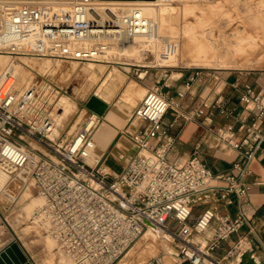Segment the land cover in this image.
Instances as JSON below:
<instances>
[{
	"label": "built area",
	"instance_id": "obj_1",
	"mask_svg": "<svg viewBox=\"0 0 264 264\" xmlns=\"http://www.w3.org/2000/svg\"><path fill=\"white\" fill-rule=\"evenodd\" d=\"M11 1L0 9L1 55L71 60L75 55L67 47L70 42L115 37L123 31L137 35L145 28L136 13L100 21L95 7L101 0H20L18 7ZM157 1L168 5L174 0ZM62 2L71 5L68 15L56 14L51 6ZM106 50L105 45L96 46L93 55ZM93 55L82 52L76 58L85 61ZM10 76L6 71L0 86V170L9 179L34 181L43 201L35 217L74 264H116L148 230H165L177 241L179 264H225L226 258L214 252L244 224L243 213L218 219L214 238L204 244L192 240L217 219L214 210L207 208L190 220L196 204L217 197L231 204V195L239 201L249 196L250 165L264 143L263 94L245 84L241 99L250 112L238 127L228 124L217 130L218 138L242 160L233 165L235 174L224 175L212 173L197 151L179 164L168 158L170 143L152 144L167 136L163 120L170 109L160 88L152 87L132 112L136 121L146 124L130 134L137 153L112 176L100 160L94 166L86 163L92 136L104 117L97 115L93 122L92 114L72 137L52 138L62 88L45 77L20 91ZM207 107L196 108L194 116H204ZM237 132H242L240 141L235 140ZM234 255L229 252L227 257Z\"/></svg>",
	"mask_w": 264,
	"mask_h": 264
},
{
	"label": "rangeland",
	"instance_id": "obj_2",
	"mask_svg": "<svg viewBox=\"0 0 264 264\" xmlns=\"http://www.w3.org/2000/svg\"><path fill=\"white\" fill-rule=\"evenodd\" d=\"M213 1L196 0L182 4L179 0H174L168 5L160 4L157 0L153 1L155 9L166 21L160 29L161 36L170 35L175 40L179 38L176 46L180 48L175 49L176 56L181 57L184 53L189 58L192 54L197 57L195 60L200 62L167 67H148L142 63L145 51L129 50L130 48H121L118 51L109 49L105 58H96L97 61L92 62L98 69L103 70L100 72L97 69L96 74L92 75V73L80 71L85 67L83 63L80 64L79 69L73 71L72 65L77 59L27 58L26 62H29L28 65L36 71L37 76L27 74L30 75L28 78L25 74L16 81V84L20 85L16 89L21 91L30 85L39 84L45 77L50 78L62 88L53 115L55 127L52 138H69L75 135L88 118L95 114L86 106L89 99L96 96L104 101L108 106L103 116L106 119L101 121L97 129L103 126L110 130L112 127L118 135L106 156L100 159L99 164L110 175H117L137 153V146L130 134H134L137 129H143V127L135 119L132 120L131 116L149 90L145 88V85L159 87L166 96L168 87L163 86L165 83L174 82L176 86L181 87L183 83L207 85V82L211 81V87L217 91L221 87H217L219 85L214 81L220 74L264 73V65L255 69L243 62L246 57H254L252 55L255 54L257 56L253 63L262 61L261 64H264V0H216L215 3ZM193 4L194 6L190 8L186 7V5ZM210 6L211 8H206ZM247 42L250 45L246 44ZM77 43L79 44L78 41L71 42L67 47L73 50L75 48L73 45H76L79 47L76 51L81 50L83 45L80 47ZM110 75L122 81L109 89ZM23 80L27 81L23 82ZM129 86H133L136 92L133 93V98L129 102L130 107L124 109L118 105V102L124 99L125 90ZM173 95L170 93V98L174 97ZM66 101L72 103V109H69L67 113L59 112V104L64 106ZM110 131L113 132L112 129ZM118 142L123 144L124 153L121 157L112 158L111 152ZM19 176L23 178L22 174ZM29 179H26V183L18 179L7 180L4 187L7 195L0 191L2 212L0 222L6 236L18 238L37 264H74L73 259L66 255L57 244L53 246L48 241L49 235L45 231V226L35 217V212L41 207L42 200L36 191L34 181ZM33 203L35 208L31 209ZM161 231L169 235L170 239L167 236L155 234L157 241L143 246L138 244L140 238L116 264H179L177 241H174L167 231ZM192 241L201 243L196 236ZM133 248L134 250L129 253ZM167 252L169 253L166 254ZM128 253L129 255L126 256ZM232 258H229L228 264H236Z\"/></svg>",
	"mask_w": 264,
	"mask_h": 264
},
{
	"label": "crops",
	"instance_id": "obj_3",
	"mask_svg": "<svg viewBox=\"0 0 264 264\" xmlns=\"http://www.w3.org/2000/svg\"><path fill=\"white\" fill-rule=\"evenodd\" d=\"M216 78L217 80L214 83L219 85L217 87H221L217 91L211 87V81L207 82V85L204 83H183L179 87L174 82L163 85L168 87L165 97L170 102V109L163 120L168 131L167 136L160 143L153 141L152 144L163 146L170 143L168 158L170 161L179 164L186 163L197 151L201 160L212 173L229 175L236 173L233 165L242 161L241 156L235 149L218 138L216 135L217 130L228 124L239 126L240 120L251 109L242 103L244 85L250 84L257 92L264 95V73H227L220 74ZM152 87L154 86L145 85V88L148 89ZM170 93L174 94V97L170 98ZM203 104L209 106L204 110L205 115L195 117L196 108L203 106ZM131 118L134 120L132 116ZM138 122L140 126L145 127L144 122ZM111 129L114 133L110 131ZM111 129L109 133H112V135L101 155V160L106 156L118 135L115 129V131L112 127ZM262 129L264 130V124H262ZM105 130L108 129L105 128ZM109 133L107 132V134ZM241 136L242 132H237L235 140L240 141ZM250 169L252 173L247 177V182L251 185V189L247 198L239 201L234 195H231L229 199L233 202L227 204L226 200H219L217 197L207 204L199 203L193 207L191 223L207 208L213 209L217 217L204 235L196 236L201 240V243L214 238L218 219L223 217L235 219L239 213H243L244 224L238 232L232 234L214 252L215 257L226 258L225 264L230 261L227 257L228 253L234 251L235 255L231 258L236 264H264V143L262 144V150L257 153L255 159L251 162ZM214 184L222 186L224 183L214 182ZM3 228L0 222V253L13 242H17L28 260L32 264H37L29 256L25 246L19 239L14 236L7 237Z\"/></svg>",
	"mask_w": 264,
	"mask_h": 264
},
{
	"label": "bare ground",
	"instance_id": "obj_4",
	"mask_svg": "<svg viewBox=\"0 0 264 264\" xmlns=\"http://www.w3.org/2000/svg\"><path fill=\"white\" fill-rule=\"evenodd\" d=\"M153 1L155 0H101L98 3V6L95 7V11H96L95 16L96 18H99L100 21H105L109 17L111 18L113 16H116V18L119 20L120 18H122V16L136 13L138 15V18L143 20L145 23L144 31L137 35H130L127 31H123L120 33V35H117L115 37L103 36L100 38H86V39L78 41L79 44L78 43L77 44L80 47L83 45L81 50L76 51V48H79V47H76V45H73V47H75L73 50L71 47H68V49H70V51L73 52L74 55L76 53V56L80 55L82 52L84 54L89 53V55H93V51L95 50V47L100 46V45L107 46V50L98 51L96 53L94 52V55L92 56V58L85 60V61H81L79 58H76V56L69 57V58L77 59L74 62L75 64L72 65L74 67L73 71H75L76 69H79L80 64L83 63L85 67L81 68L80 71L85 72V73H90V74L92 73V75H95L96 70L98 68L96 67V64L92 62H96L97 61L96 58H105L107 51L109 49L112 51L113 50L118 51V50H121V48H130L129 50L140 49L142 51H145L146 52L145 58L144 60H142V63L148 67H167V66L184 65L186 63L200 62L198 60H195L197 59V57L192 54L190 55L189 58H187L184 55V53L181 55V57L176 56L175 49L180 48V46H176L179 38L175 40L173 39L174 37L170 35L161 36L160 29L165 25L166 21H165V18L162 17L161 14L155 9L154 7L155 3H153ZM195 1L196 0H179V2H182V4H184L185 2L191 3ZM11 2H12V6L14 7H18L22 3L20 0H12ZM215 2L216 0L213 1V3ZM7 5H8L7 0H0V9L4 8ZM51 6L54 12L56 14H59L60 16L68 15L71 12V5L66 2L52 3ZM192 6H194V4L186 5V7H189V8ZM206 8L207 9L211 8V6L206 7ZM193 9H196V7H193ZM248 43L249 42H247L246 44ZM254 44L257 45L256 42H254ZM254 44L252 43L253 48H254ZM252 56L254 57H251V56L246 57L243 60V62L245 64H249L252 67H255V69L264 65V64H261L262 61H256L255 63H253L254 59H256L255 56L257 55L254 54ZM27 58L31 59L30 57H25V56L15 57V56H7V55L0 54V60H1L0 62V86L3 85L2 84L3 75L6 71L10 73L11 75L10 77L12 81L11 84L15 88L20 87L19 84H16V81L18 79H21L22 76H24L25 74L26 75L36 74V71L28 65L29 62H26ZM98 70H100V72L103 71L101 68ZM27 76L29 78L30 75H27ZM36 76L37 74L35 75V77ZM26 81L27 80H23V82H26ZM121 81L122 80L120 79L112 78V75H110L109 76V83H110L109 89L113 86H117V82L121 83ZM33 85H36V84H33ZM134 92L136 91L133 90V86H129L125 90V95L123 97L124 99L120 100L118 102L119 103L118 105L124 109L129 108L130 107L129 105H131L129 102H131ZM65 99H68V98L65 97ZM66 102L64 103V106L63 105L61 106V104H59V108H58L59 112L67 113L69 109H72V103H69L70 101H66ZM96 117H97V114H94L92 118L93 122H95ZM107 132L109 133V130H105V128L102 126L96 130V133L93 134V137L91 139V145L89 148V156H88V159L86 160V163L88 165L94 166L100 160L101 155L106 149L109 138L112 135V133L107 134ZM123 153H124V146L121 142H118L115 145L113 151L111 152L112 158L121 157ZM23 173L24 172L19 173V174H23ZM7 180H10L8 175L0 170V191H3L5 195H7V193L4 190V187L7 184ZM42 204H43V201H42ZM34 206L35 204L33 203L31 209L35 208ZM155 234H158L161 236H167V238L170 239L169 235H165L161 230H148L141 237L140 242L138 244H142L144 246L146 244L148 245L151 242H156L157 240L155 239V236H154ZM48 241L53 246H55L54 244H56V242L49 236H48ZM133 250L134 248L131 251H129V253L132 252ZM129 253L126 256H128ZM168 253L169 252H167L166 254ZM154 254H155V251H154Z\"/></svg>",
	"mask_w": 264,
	"mask_h": 264
},
{
	"label": "water",
	"instance_id": "obj_5",
	"mask_svg": "<svg viewBox=\"0 0 264 264\" xmlns=\"http://www.w3.org/2000/svg\"><path fill=\"white\" fill-rule=\"evenodd\" d=\"M87 108L95 114L103 117L107 111V104L96 96L89 99L86 104ZM0 264H32L22 248L17 242H13L3 252L0 253Z\"/></svg>",
	"mask_w": 264,
	"mask_h": 264
}]
</instances>
